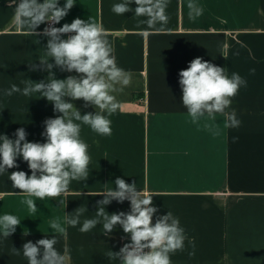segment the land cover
I'll return each instance as SVG.
<instances>
[{
  "label": "crops",
  "instance_id": "obj_1",
  "mask_svg": "<svg viewBox=\"0 0 264 264\" xmlns=\"http://www.w3.org/2000/svg\"><path fill=\"white\" fill-rule=\"evenodd\" d=\"M16 2L0 0V134L15 139V131L23 127L28 141L43 143V122L62 114L39 94L4 95L12 84L22 89V81L48 76L43 70L29 71L45 56L47 37L42 33L47 24L37 29L40 35L29 32L15 18ZM64 2L59 0L60 6ZM73 2L55 26L75 18L100 25L118 66L130 71L132 80L114 93L120 108L109 117L111 136L81 125L80 137L91 157L86 180L72 181L60 197L41 200L12 187L11 172L31 175L22 158H17L18 168L0 174V216L11 214L21 221L9 238L0 234V264H28L23 244L51 238V221L63 223L65 213L74 214L81 206L87 208L81 223L65 224L66 233L55 234V247L62 254L67 250L66 264H119L108 252H118L129 238L120 226L109 236L102 225L79 231L85 218L95 216L97 201L115 187L117 177L151 195L157 215L170 211L179 219L188 239L183 251L171 255L172 264H264V0H168L167 23L152 27L133 11L115 14L112 6L122 0ZM189 2L203 14L190 18ZM196 57L224 67L229 76L239 73L247 86L224 114L193 122L182 104L178 74ZM53 71L57 79L77 75ZM66 99L82 115L95 112L83 100ZM232 110L241 121L238 128L226 127V113ZM29 198L36 212L24 203ZM105 210L128 212L130 204L114 200ZM13 247L21 250L19 255Z\"/></svg>",
  "mask_w": 264,
  "mask_h": 264
},
{
  "label": "clouds",
  "instance_id": "obj_2",
  "mask_svg": "<svg viewBox=\"0 0 264 264\" xmlns=\"http://www.w3.org/2000/svg\"><path fill=\"white\" fill-rule=\"evenodd\" d=\"M133 3L136 5L134 9L131 7ZM167 3L168 0H122L112 6V11L117 15L133 11L135 16L145 17L144 23L152 27L157 23H167ZM74 6L73 0H65L63 6L59 0H19L15 6L17 22L29 32L40 35L37 29L47 24L42 33L47 37L45 56L30 65L29 71L43 70L48 76L40 81H22L25 85L22 89L12 84L4 90V95L20 93L28 97L39 94L53 104L54 112L62 115L43 122L41 135L46 137L43 143L28 141V133L23 127L15 131V139L0 134V174L18 168L17 158H22L31 175L22 170L11 172L12 187L27 197L41 200L60 197L68 192L72 181L88 178L91 157L89 146L80 137L81 125L89 126L98 135L111 136L109 117L120 108L114 93L123 91L132 80L131 72L118 66L114 49L100 25L75 18L71 23L55 26ZM187 7L190 18L203 14V9L193 2H189ZM54 68L77 75L57 79ZM178 75L182 104L193 122L206 115L224 114L240 88L247 86L246 79L239 73L233 72L229 76L224 67L201 57L194 58ZM66 98L83 100L85 107L92 105L95 112L82 115ZM226 115V127L238 128L241 125L235 110ZM114 185L101 195L103 199L97 201L95 216L85 218L79 231L87 233L102 225L103 234L109 236L116 226H120L130 237V242L123 244L118 252L109 250L110 260H117L119 264H172L171 255L183 251L188 239L179 219L170 211L157 215L158 208L153 205L152 196L137 189L135 182L129 184L117 177ZM114 200L119 203L128 201L130 210L109 214L105 206ZM24 203L30 211H37L33 199H26ZM85 211L87 208L81 206L74 214L65 213L63 223L60 219L53 220L50 228L55 234H64V225L76 227ZM20 224L15 215L4 214L0 216V234L7 239ZM55 234L51 238L46 236L35 243L28 241L23 244L22 253L28 264H66L67 250L62 254L55 247L58 243ZM189 242L194 248V241ZM12 251L17 255L21 252L14 247ZM189 255H194V252Z\"/></svg>",
  "mask_w": 264,
  "mask_h": 264
},
{
  "label": "built area",
  "instance_id": "obj_3",
  "mask_svg": "<svg viewBox=\"0 0 264 264\" xmlns=\"http://www.w3.org/2000/svg\"><path fill=\"white\" fill-rule=\"evenodd\" d=\"M1 198H2V195L0 194V200H1ZM128 242H130V237L127 238V239H125L124 244H125V243H128Z\"/></svg>",
  "mask_w": 264,
  "mask_h": 264
}]
</instances>
